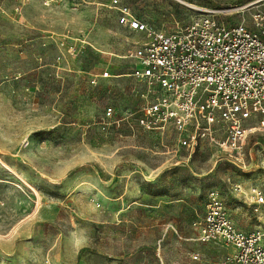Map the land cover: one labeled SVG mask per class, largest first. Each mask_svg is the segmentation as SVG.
Segmentation results:
<instances>
[{
	"label": "rangeland",
	"instance_id": "1",
	"mask_svg": "<svg viewBox=\"0 0 264 264\" xmlns=\"http://www.w3.org/2000/svg\"><path fill=\"white\" fill-rule=\"evenodd\" d=\"M113 1L0 0V264H221L229 251L192 227L212 191L236 229L261 226L246 196L264 189V133L237 167L205 145L180 149L170 125L143 128L147 91L128 57L142 35L119 26ZM117 1L166 33L197 9L228 25L264 10Z\"/></svg>",
	"mask_w": 264,
	"mask_h": 264
},
{
	"label": "built area",
	"instance_id": "2",
	"mask_svg": "<svg viewBox=\"0 0 264 264\" xmlns=\"http://www.w3.org/2000/svg\"><path fill=\"white\" fill-rule=\"evenodd\" d=\"M112 3L119 26L142 35L128 55L134 61L129 76L147 91L140 125H170L180 149L193 152L205 145L221 160L243 165L248 138L264 133V10L254 12L249 23L228 25L216 11L197 9L200 15L189 25L166 33L138 20L117 0ZM254 146L264 153V142ZM246 200L262 219L253 231L236 229L213 191L203 217L192 223L198 242L229 251L221 264H264V189L251 187Z\"/></svg>",
	"mask_w": 264,
	"mask_h": 264
},
{
	"label": "bare ground",
	"instance_id": "3",
	"mask_svg": "<svg viewBox=\"0 0 264 264\" xmlns=\"http://www.w3.org/2000/svg\"><path fill=\"white\" fill-rule=\"evenodd\" d=\"M253 8H254V7H253ZM248 9H249V8H248ZM240 11H242V10H240ZM240 11H239V12H240Z\"/></svg>",
	"mask_w": 264,
	"mask_h": 264
}]
</instances>
